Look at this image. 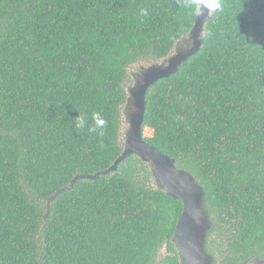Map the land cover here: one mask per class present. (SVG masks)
<instances>
[{"label": "trees", "instance_id": "16d2710c", "mask_svg": "<svg viewBox=\"0 0 264 264\" xmlns=\"http://www.w3.org/2000/svg\"><path fill=\"white\" fill-rule=\"evenodd\" d=\"M186 3L0 0V264H155L164 244L177 264L183 204L149 163L69 186L121 154L128 90L189 43ZM222 3L201 50L149 88L143 136L205 186L214 229L245 253L264 245V0ZM95 113L107 124L90 133Z\"/></svg>", "mask_w": 264, "mask_h": 264}, {"label": "water", "instance_id": "95a60500", "mask_svg": "<svg viewBox=\"0 0 264 264\" xmlns=\"http://www.w3.org/2000/svg\"><path fill=\"white\" fill-rule=\"evenodd\" d=\"M212 14L213 11L208 14L207 9L201 15L197 13L189 32V43L176 49L162 62H154L140 69L128 90L127 127L123 129L121 154L107 169L95 174L76 176L69 186L72 188L80 178L96 180L101 175L116 172L120 163L132 155L149 163L157 186L170 197L182 201L183 208L178 217L172 241L179 260L183 264H213L215 261V256L208 249V239L214 229V221L207 204V190L189 170L178 167L174 157L161 151L144 138L143 123L149 88L157 81L177 73L182 64L201 50L204 46L205 27L212 18ZM66 189H61L51 199ZM162 248L165 251L167 244H164ZM241 264L260 263L259 259H256V261H245Z\"/></svg>", "mask_w": 264, "mask_h": 264}, {"label": "flooded vegetation", "instance_id": "af4514ba", "mask_svg": "<svg viewBox=\"0 0 264 264\" xmlns=\"http://www.w3.org/2000/svg\"><path fill=\"white\" fill-rule=\"evenodd\" d=\"M230 241L231 235L226 229L215 228L212 231L208 239V249L215 256V261L213 264H231L234 263L233 261H237L236 264H241L245 261H256V259H259L260 264H264V245L253 246L245 253H237V250L235 249L234 245H231ZM171 255L172 252L166 248L163 253V257H160L156 264H173L169 260ZM176 255L178 256L177 264H183L179 260L178 253Z\"/></svg>", "mask_w": 264, "mask_h": 264}, {"label": "clouds", "instance_id": "9594fccd", "mask_svg": "<svg viewBox=\"0 0 264 264\" xmlns=\"http://www.w3.org/2000/svg\"><path fill=\"white\" fill-rule=\"evenodd\" d=\"M186 9H190L193 13L203 14V11L207 9L208 14L214 10H220L223 8L222 0H188L185 4ZM141 15H147V10L142 9ZM94 126L89 127V132H96L98 129H103L107 121L101 117L99 113L93 115ZM86 120L83 116L79 115L76 118V127L83 129L86 126Z\"/></svg>", "mask_w": 264, "mask_h": 264}, {"label": "rangeland", "instance_id": "374dc122", "mask_svg": "<svg viewBox=\"0 0 264 264\" xmlns=\"http://www.w3.org/2000/svg\"><path fill=\"white\" fill-rule=\"evenodd\" d=\"M163 253H164V249L162 248L161 250H160V252H159V257H157V260H156V263H157V261L160 259V257H163ZM155 263V264H156Z\"/></svg>", "mask_w": 264, "mask_h": 264}]
</instances>
